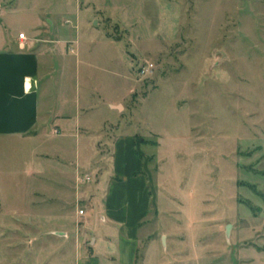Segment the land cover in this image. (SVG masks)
<instances>
[{"label": "rangeland", "instance_id": "obj_1", "mask_svg": "<svg viewBox=\"0 0 264 264\" xmlns=\"http://www.w3.org/2000/svg\"><path fill=\"white\" fill-rule=\"evenodd\" d=\"M4 1L18 3L4 16L17 33L42 17L54 39L78 38L54 59V105L75 114L88 102L111 141L81 170L76 203L61 185L76 172L75 137L48 127L0 140V264L91 255L103 223L89 201L127 133L153 190L136 264H264V0ZM110 100L123 101L113 111ZM35 151L51 156L39 161L45 177L32 173Z\"/></svg>", "mask_w": 264, "mask_h": 264}, {"label": "crops", "instance_id": "obj_2", "mask_svg": "<svg viewBox=\"0 0 264 264\" xmlns=\"http://www.w3.org/2000/svg\"><path fill=\"white\" fill-rule=\"evenodd\" d=\"M17 9L18 3L9 5L0 0V27H4L0 36V140L13 137L37 139L48 127L54 135H65L63 142L66 144L68 136L75 137L76 172L69 175L65 185H61L67 193L69 191L74 195L77 203L83 193L75 186L81 170L90 167L97 144L111 141L106 133H102L108 120L103 118V126L95 131L89 121L93 107L88 102L83 105L82 99L76 103L75 114L57 109L51 88L53 62L56 58H67L69 43H78V38L54 39V21L49 23L42 17L30 29H21L17 33L7 27L4 18ZM80 11H77V17L81 19ZM85 13H88L87 9ZM97 30L102 34L99 28ZM20 31L25 32L28 38H20ZM76 52L74 48L73 53ZM121 101L110 100L111 109L114 111V105ZM138 140L136 134L127 133L118 135L113 141L112 174L107 178L103 176L94 185L93 201H89L103 226L92 238L91 255L80 251L77 264H136L141 244L140 228L149 215L150 197L147 195L153 192H148L141 172L142 154L138 155L136 149ZM82 146H86V155L81 154ZM34 157L37 162L32 173L45 177V168L40 166L39 161L51 157L50 154L35 151ZM153 200L155 202L154 197ZM154 204L156 206V202ZM77 211L75 216L79 215Z\"/></svg>", "mask_w": 264, "mask_h": 264}, {"label": "built area", "instance_id": "obj_3", "mask_svg": "<svg viewBox=\"0 0 264 264\" xmlns=\"http://www.w3.org/2000/svg\"><path fill=\"white\" fill-rule=\"evenodd\" d=\"M19 37L22 38V39H27V38H28L27 35H26V33L23 32V31L19 33ZM70 50H71L72 52H74V47L71 46V47H70ZM56 131H58V130H56ZM81 213H85V211H84L83 209H81Z\"/></svg>", "mask_w": 264, "mask_h": 264}]
</instances>
